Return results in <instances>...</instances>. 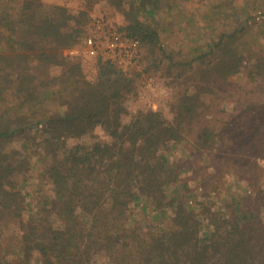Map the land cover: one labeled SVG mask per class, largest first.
Here are the masks:
<instances>
[{
	"label": "trees",
	"instance_id": "1",
	"mask_svg": "<svg viewBox=\"0 0 264 264\" xmlns=\"http://www.w3.org/2000/svg\"><path fill=\"white\" fill-rule=\"evenodd\" d=\"M86 1L73 13L0 0V264L10 253L19 264H264V52L243 27L177 58L159 22L134 15L119 29L174 91L170 118L132 112L130 72L100 56L91 80L65 54L98 1L121 10L126 0ZM128 3L153 18L162 0ZM234 176L247 193L233 192ZM33 179L49 192L27 189Z\"/></svg>",
	"mask_w": 264,
	"mask_h": 264
},
{
	"label": "rangeland",
	"instance_id": "2",
	"mask_svg": "<svg viewBox=\"0 0 264 264\" xmlns=\"http://www.w3.org/2000/svg\"><path fill=\"white\" fill-rule=\"evenodd\" d=\"M45 1L47 3H66L73 9H80L87 5L86 0ZM127 1L129 2V0L124 2L123 9H118V11L108 1H98L92 8L91 22L93 18L103 16L111 27L113 26L117 29L129 24L134 15H138L139 19L145 23L159 22L165 49L168 53L174 52L177 58H191L193 44H205L213 39H218L223 32L246 27L247 31L243 33L242 40L249 42L253 51L261 50L264 52V0H162L160 10L153 18L151 15H140L135 9H129L130 4ZM82 63L87 77L91 80L95 79L97 75L96 58L82 59ZM146 69L147 63L143 60L138 67L127 70L133 75L136 84V92L127 98V106L132 112H136L139 109L163 111L165 116L170 118L172 113L170 112L169 104L174 90L168 85V80L161 76V73ZM149 81H153L154 86L147 87ZM96 134L104 137V132L100 129L96 131ZM72 143L73 141L70 140L69 145ZM13 146L25 153L32 152V145L26 143V141L15 143ZM181 153L177 152L175 157L182 156ZM183 155L182 161L184 164L186 162L184 160H187L189 156L187 154ZM32 158L35 161L37 156L34 155ZM170 160L172 161L173 158L170 157ZM262 163L264 166V161ZM197 172L198 174H203L204 170L197 166ZM184 174L192 175L191 172L186 171ZM196 179L198 182L201 180L199 178ZM235 180L237 179L234 176L228 182V185L233 188V192L235 190L236 193H247L246 182L238 185L235 184ZM192 184L196 185V182H192ZM198 185L197 183L195 187L197 188L196 192L201 189V186ZM27 189L32 190L37 195L47 194L49 185L41 179H33ZM173 192V189L170 190L171 195H173ZM233 192H229V194ZM223 202V199L218 201L219 206ZM136 213L138 214L139 210ZM167 213L171 214L170 211H167ZM138 216L140 217L141 215L139 214ZM152 219H157V217L154 215ZM18 242V239H12L10 242L6 241L8 243L6 244L7 248L19 250L20 243ZM7 256L6 262L19 264L16 253H10ZM24 264H39V262L37 258H34L32 262ZM94 264L110 263L105 258L100 257Z\"/></svg>",
	"mask_w": 264,
	"mask_h": 264
},
{
	"label": "built area",
	"instance_id": "3",
	"mask_svg": "<svg viewBox=\"0 0 264 264\" xmlns=\"http://www.w3.org/2000/svg\"><path fill=\"white\" fill-rule=\"evenodd\" d=\"M71 57H88L110 60L124 70H130L140 65V41L131 38L125 32L111 27H106L103 18H93L91 32L78 45L67 51ZM154 86L149 81L147 87Z\"/></svg>",
	"mask_w": 264,
	"mask_h": 264
},
{
	"label": "crops",
	"instance_id": "4",
	"mask_svg": "<svg viewBox=\"0 0 264 264\" xmlns=\"http://www.w3.org/2000/svg\"><path fill=\"white\" fill-rule=\"evenodd\" d=\"M43 3L45 4V5H56V4H58V5H65L71 12H73V13H77V12H79V11H81V10H83V9H86L87 7L85 6V7H83V8H80V9H73V8H71L68 4H66V3H61V2H46L45 0H43ZM116 11H118V9L117 8H114ZM91 11H92V9H91ZM91 11H90V20H89V22L87 23V25H86V27H85V30H86V35H88L90 32H91V29H92V25L91 24H93V21L91 22ZM100 18H103L104 20H105V22H106V27L109 29V28H111V26L109 25V22H107L106 21V19L102 16V17H100ZM113 27V26H112ZM120 30V29H119ZM84 39H82L78 44H80L82 41H83ZM77 44V45H78ZM76 46V45H75ZM67 51H68V49L67 50H65V54L67 55V56H69L68 55V53H67ZM69 57H71V56H69ZM72 58H74V59H88V57H72ZM98 58H96V60H97Z\"/></svg>",
	"mask_w": 264,
	"mask_h": 264
}]
</instances>
